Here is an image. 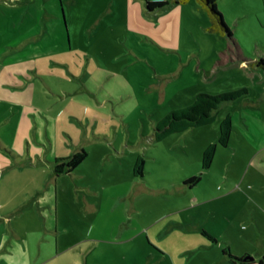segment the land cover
Masks as SVG:
<instances>
[{"label": "crops", "instance_id": "obj_1", "mask_svg": "<svg viewBox=\"0 0 264 264\" xmlns=\"http://www.w3.org/2000/svg\"><path fill=\"white\" fill-rule=\"evenodd\" d=\"M168 1L150 11L147 0H0V104H5L0 108H13L6 120L8 125L17 120L13 140L27 151L24 167L45 174L17 181L23 188L12 200V193L6 192L3 215L11 216L12 231L3 245L1 264H260L264 256L260 92L250 101L251 108L248 104L237 108L235 100L230 101L232 110L223 113L220 106L212 124L161 140L156 174L136 176L134 164L143 153L130 152L134 157L120 176V152L109 142L69 146L76 113L70 102L72 91L66 82L50 81L46 73L50 66H67L65 55L79 38H87L91 45L115 33L120 18L105 14L115 11L114 3L125 8L128 32L149 35L168 46L167 51L186 50L199 59L213 55L219 40L218 32L207 30L208 11L198 0ZM102 2L108 3L107 9L95 14ZM79 4L78 21L74 9ZM160 10L168 11L165 17L174 24L173 31ZM185 68L177 66L172 72L180 75ZM217 68L206 66L205 74ZM258 70L252 75H258L264 87ZM205 78L200 76L194 87L186 84L181 101L170 103L163 96L162 112L192 104L206 90ZM160 87L164 90L165 84ZM228 115L236 126L230 144L218 146L212 166L200 173L203 152L217 142L220 123ZM89 134L86 129L84 135ZM82 148L88 156L72 172L48 174L57 158ZM195 175L201 179L189 183ZM4 183L8 190L14 187L10 177ZM13 200L16 206H9ZM226 247L242 259L231 261Z\"/></svg>", "mask_w": 264, "mask_h": 264}, {"label": "rangeland", "instance_id": "obj_2", "mask_svg": "<svg viewBox=\"0 0 264 264\" xmlns=\"http://www.w3.org/2000/svg\"><path fill=\"white\" fill-rule=\"evenodd\" d=\"M216 5L230 28L232 37L218 32L219 43L215 52L202 59L186 50L167 51L165 49L168 46L159 44L149 35L128 32L124 25L125 8L120 2L114 3L113 13H105L115 14L120 18L121 24L115 25L113 35L105 34L107 37L102 42L98 40L91 45L87 44V38L80 36L79 44H75V48L65 55L67 66H50L46 73V78L50 81L66 82V86L72 91L70 102L77 114L73 113L75 126L72 130L74 136L69 137L70 148L74 149L83 143L89 147L91 142H109L112 149L120 152L117 165L120 176L125 173L128 159L134 157L130 152L143 153L147 162L145 175L158 173L157 161L162 158L160 149L164 141L154 140L155 123L156 119L167 114L162 112L161 99L165 96L170 103L180 100L185 85L194 87L192 84L197 83L200 76H207L202 80V87L206 89L202 92L212 95L246 87L247 93L237 98L233 104L237 108L246 107L247 104L251 108L250 101L258 99L257 92H260V113L264 120V87L259 84L258 75L255 78L252 75L260 67V79L264 78V0H216ZM107 7L108 3L102 2L95 9V14ZM74 10L79 21L80 4ZM162 10L159 15L173 31L174 24L165 17L168 11ZM154 19L156 22L159 20L158 17ZM75 26L78 27L79 24L77 26L75 23ZM56 60L61 61L58 58ZM177 66H186L180 75L172 72ZM206 66L220 68L205 74ZM163 84L164 90L160 87ZM229 103L232 102L221 105L224 106L223 113L231 109ZM60 106L57 104L56 110ZM185 107L187 105L170 111ZM7 108V111H13L11 105ZM2 109L0 108V264L4 253L3 245L12 231L11 216L3 215L5 207H8L6 192L12 193V200L17 196V191L23 188L17 181L28 176L45 175L41 172L42 169L31 170L24 167L23 160L28 157L27 151H21L13 140L17 120L14 118L13 123L8 125V112ZM86 129H89V135H84ZM122 156L124 157L121 158ZM151 157H154L153 160ZM35 158L38 159V155ZM180 168L179 166L178 169ZM53 172L54 168H51L48 174ZM8 177L14 180V187L10 190L4 183ZM9 206H16V200L11 204L9 202Z\"/></svg>", "mask_w": 264, "mask_h": 264}, {"label": "trees", "instance_id": "obj_3", "mask_svg": "<svg viewBox=\"0 0 264 264\" xmlns=\"http://www.w3.org/2000/svg\"><path fill=\"white\" fill-rule=\"evenodd\" d=\"M176 2L185 3L189 0H175ZM204 9L208 11L211 24L207 30L211 32H220L231 36L230 28L223 20V15L217 9L216 0H198ZM169 4L168 0H147V9L154 11L161 9ZM232 37V36H231ZM264 63V60H262ZM248 89L242 88L235 91L212 95L206 92H200L195 97L192 104L183 109L172 110L163 118L156 121L154 140L159 142L168 135L175 132H183L195 127H201L212 124L217 117V110L226 102L236 100L241 95L247 93ZM234 130L232 116L228 115L220 123V134L216 143L210 144L202 156V171L208 170L215 159L218 146L228 147ZM88 156V151L82 148L72 155L55 160L54 170L57 174L70 173L77 168ZM134 174L143 176L146 172V159L143 154L139 155L134 164ZM201 179V175H195L188 181L196 183ZM211 240L213 236L208 235ZM224 253L234 263L242 258L234 255L229 247L224 249ZM260 264H264V256L260 259Z\"/></svg>", "mask_w": 264, "mask_h": 264}, {"label": "water", "instance_id": "obj_4", "mask_svg": "<svg viewBox=\"0 0 264 264\" xmlns=\"http://www.w3.org/2000/svg\"><path fill=\"white\" fill-rule=\"evenodd\" d=\"M224 35H225V34H224ZM245 259H247V257H246ZM245 259H244V260H245ZM252 259H253V258H252Z\"/></svg>", "mask_w": 264, "mask_h": 264}]
</instances>
